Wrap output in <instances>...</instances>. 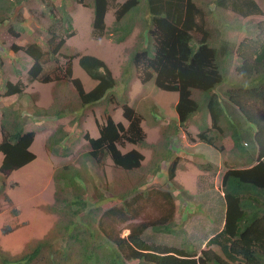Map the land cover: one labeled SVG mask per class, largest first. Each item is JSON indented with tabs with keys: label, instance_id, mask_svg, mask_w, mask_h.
<instances>
[{
	"label": "trees",
	"instance_id": "16d2710c",
	"mask_svg": "<svg viewBox=\"0 0 264 264\" xmlns=\"http://www.w3.org/2000/svg\"><path fill=\"white\" fill-rule=\"evenodd\" d=\"M25 1L0 0V25ZM72 1L85 6L89 2L93 10L91 35L94 40L109 36L115 43H124L135 29L141 28L137 44L129 50L122 66L120 77L125 85L124 92L129 90V83L135 77L141 84L153 81L157 89L177 93L175 111L178 120L175 129L171 127L173 121L162 125L161 142L150 145L155 154L145 171L146 176L141 174L139 182H133L124 193L114 194L112 199L107 200L100 194L95 204L88 203L82 194L81 184L86 182L83 173L71 165L59 164L53 171V183L55 193L66 195L59 202L63 205L61 209L69 212L67 222H56L45 240L35 243L32 251L30 248L21 256L9 258L0 252V264H36L44 253H47L48 264H264V20L256 24L255 33L232 46L224 37L218 38L217 33L214 36L205 28L204 24L212 16L199 0H125L123 3L113 1V5L109 0ZM213 4L217 9L228 10L243 18L261 13L255 0H215ZM52 6L54 4L50 3L49 13ZM110 8L114 11V19L107 28L105 19ZM59 11L58 22L66 26L62 34L51 25L46 30L48 38L42 44L31 42L11 46L13 52L21 51L30 61L26 68L27 81L70 83L76 94V111L82 112L99 104L119 105L127 126L115 122L105 110L102 114L105 123L98 126V137L88 134L84 137L88 149L84 158L87 164L100 170L105 168L107 160L114 168L127 173L143 169V154L136 149L122 152L119 148L125 144L148 147L141 127L142 117L128 105L126 94L120 98L114 94L118 83L107 64L92 55L78 53L67 57L65 66H59L62 48L75 36L65 3L60 5ZM16 17L23 19L21 12H17ZM52 17L50 14L53 23L55 18ZM20 22L9 28V34L14 38L23 32ZM72 58L78 59L79 67L96 83L90 91L86 92L81 81L73 77ZM233 59L238 62L235 72L247 82L228 83ZM48 64L55 67L47 70ZM223 86H229L224 93ZM3 87L0 97L24 93L21 81L6 82ZM109 97L113 101L110 102ZM154 112L156 107L152 108ZM60 113L48 115L46 110L34 108L32 115L61 117ZM32 115L24 116L12 106H0V154L3 156L0 174L9 175L36 159L29 150L35 132L26 130ZM198 115L197 141L219 152L226 169L220 185L225 206L222 230L199 254L188 241L181 243L179 248L148 244L142 237L146 230L144 224L133 226L126 236L115 233L105 220L115 218L125 223L133 218V204L140 198L137 189L155 176L163 163L169 164V186L174 184L178 160L171 159L173 149L169 138L178 135L180 130L185 131L192 118ZM247 124L254 128L251 152L245 150L243 143L246 142L239 136V131ZM66 131L60 128L45 141L44 150L49 157L59 158L61 151V155L67 156V148L63 146L68 136ZM187 133L189 140L192 139ZM215 167L212 163L198 165L205 172H214ZM178 186L181 188V184ZM68 190L72 195L67 193ZM172 190L176 196L181 191L178 188ZM172 193L165 190L161 194L171 206ZM141 195H148L147 190ZM93 209L103 210L99 219L94 216ZM172 214L173 209L151 224L153 230L171 233Z\"/></svg>",
	"mask_w": 264,
	"mask_h": 264
},
{
	"label": "rangeland",
	"instance_id": "374dc122",
	"mask_svg": "<svg viewBox=\"0 0 264 264\" xmlns=\"http://www.w3.org/2000/svg\"><path fill=\"white\" fill-rule=\"evenodd\" d=\"M90 1L92 2V0ZM109 1L112 5L113 1L123 2V0ZM199 1H202V5L209 9L212 16L210 21L204 24L205 28L214 36L217 33L218 38L224 37L232 46H236L243 38L255 33L256 24L264 20V0H255L261 13L246 18L236 16L228 10L217 9L213 4L215 0ZM50 3L54 4L51 13H49ZM63 3H65L66 9L72 18L75 36L68 39L62 48L59 66H65L66 58L78 53L92 55L103 60L118 83L113 91L114 94L117 98L126 94L128 105L144 119L142 127L146 134L147 143L152 145L160 143L163 136L162 125L169 123L170 119H166L167 117L176 115L174 104L178 99L177 93L159 90L155 87L153 81L141 84L135 77L129 83L128 92H124L125 85L120 77L122 66L128 58L129 50L137 44L141 28H138L139 30L135 29L124 43H115L109 36L94 40L91 35L93 10L89 7L88 1L86 2L87 6H85L72 0H26L16 8L14 14L4 24L0 25V90H4L2 84L4 80L12 79L9 75L12 73L11 70H19L21 73L26 70V67L30 66L29 59L21 51L15 53L11 50L12 45L20 44L23 46L31 42L42 44L48 38L46 30L51 25L54 26L57 33H63L66 26L58 22L61 18L59 7ZM17 12H21L23 19L16 17ZM113 13L114 11L111 8L107 12L105 19L107 26H110L114 19ZM50 14L53 16L52 19L55 18L53 23L49 18ZM18 21H22L20 23L23 32L19 37L14 38L9 34V28L11 25L16 26ZM216 29L218 31H215ZM194 36L197 35L194 34ZM71 62L73 77L81 81L86 92L93 89L96 83L79 67L78 59L72 58ZM237 64V60L233 59L230 74L227 77L229 84L233 81L237 85L240 82H247L235 72L234 68ZM54 67L53 64H48L47 70H52ZM56 75L58 74L56 73ZM33 86L34 84L26 86V91L31 90L32 99L38 100L39 105L46 108L44 110L48 112V115L63 113H60L62 114L60 119L54 116L34 119L32 125L31 119L28 118V124L37 133L30 148L36 159L9 175L0 174V252L9 258L21 256L30 248L32 251L35 243L45 240L56 222H67L69 212L62 210L63 205L59 202L66 195H60L59 192L55 193L56 190L53 184V171L59 164L71 165L83 173L86 182L81 184L82 194L85 195L88 203L95 204L99 200L100 194L109 200L112 199L114 194L124 193L133 182H139L141 174L146 176L145 171L150 166L152 156L155 154L154 148L150 151L147 147L125 144L122 147L118 146L122 152L138 148L144 154L143 169L127 173L114 168L110 160H107L103 170L94 168L91 164H87V159L84 158V154L88 151L84 137L86 134L93 138L98 137V126L105 123L102 118L105 110L108 111V114H111L115 122H121L124 126H127L119 105L114 103L109 105L99 104L80 112L76 111V94L70 83L59 81L52 82L50 85L36 84ZM228 88L229 86H223L221 90L224 93ZM193 98L195 99L194 95ZM111 101H113V98L110 99ZM2 102H8V99L0 100V105H2ZM201 102L203 103V99ZM152 104L158 107L154 114H152ZM79 114L81 116H78ZM42 126L48 130L38 132ZM60 128H65L68 132V136L63 143L68 154L63 156L61 155L63 151H61L59 158L55 159L47 155L44 150V143L51 134H54ZM187 132L191 137L195 136V128L192 125H187L185 131L180 130L177 138L173 137L170 141L173 155L178 160L177 172L182 171V173L177 174V181L175 179L171 187L172 189L178 188L181 190L180 193L177 196L173 195V190L167 180V170L164 169L163 173L160 172L155 176H151L148 178L147 183L145 182L136 191L140 198L133 204V218L125 223H120L115 218L105 220L115 233L126 236L133 226L144 224L146 230L142 237L148 244L179 248L181 243L188 241L199 254L206 248L208 239L221 230L224 204L219 196H221L220 191H222L221 179L226 172L224 161L219 162L214 172H208V175L204 171H202L204 173H200L199 163L212 161V159L216 160L218 154L217 151L210 150L205 145L197 147L195 151L193 146L196 144L197 138H192L194 141L189 140L186 135ZM239 132L240 138L248 143L245 150L247 152L253 151L251 141L254 128L248 124L243 125ZM195 153H197V156ZM219 156L221 155L219 154ZM83 166L88 169L86 170ZM178 183L189 191L194 189L193 185L198 190L187 194L182 187L178 186ZM210 187L216 189L219 195ZM145 190H147L148 195H141ZM165 190H169L174 196L172 198L173 206L168 205V200L161 195L162 191ZM67 193L72 195L71 190H68ZM50 208L52 212L49 210ZM171 209H173V214L170 216L172 232H155L151 224L161 220L168 211L170 214ZM14 211L21 212V215L15 214ZM92 212L96 219H99L103 210L93 209ZM37 261L40 262L36 264H48L47 253H44Z\"/></svg>",
	"mask_w": 264,
	"mask_h": 264
},
{
	"label": "crops",
	"instance_id": "0c3cea01",
	"mask_svg": "<svg viewBox=\"0 0 264 264\" xmlns=\"http://www.w3.org/2000/svg\"><path fill=\"white\" fill-rule=\"evenodd\" d=\"M107 16V15H106ZM112 23H113V20H112V22H111V24H110V26L112 25ZM110 26H107V24H106V27L107 28H109ZM27 68V67H26ZM22 70V69H21ZM11 72L12 73H10L9 75L12 77V79L11 80H7V81H3V85L6 83V82H11V83H15V82H17L18 80H20V81H22L26 86H28V85H30V84H28L27 83V75H26V70L25 71H23V72H21V73H17L15 70H11ZM32 84H34V86L36 85V84H39V83H36V82H34V83H32ZM33 86V87H34ZM26 89H27V87H26ZM26 89L24 90V93L21 95V96H9V97H0V100H3L4 98L5 99H8V102H2V105H0V106H2V107H8V106H12L13 107V109H15V110H20L22 113H23V115L24 116H28V117H31V114H32V112H33V109L36 107L37 109L39 108V109H46V108H44V107H42V106H40L39 105V103H38V100H34V99H32V97H31V95H30V91L28 92V91H26ZM27 92V93H26ZM2 93H3V90H0V95H2ZM24 98H29V99H24ZM24 99V100H23ZM178 100V99H177ZM177 103V102H176ZM176 103L174 104V105H176ZM35 106V107H34ZM153 107H157L155 104H152V107H151V109L153 108ZM156 109H158V107L156 108ZM153 114V113H152ZM199 116L200 115H198V116H194L192 119V121H190L189 123H188V125H192V127H194L195 128V136L193 135L191 138H194V137H196L197 136V134H198V122H199ZM34 119H38V117H36V116H34L33 117ZM44 118H46V117H42V119H44ZM170 119L169 120V123L171 122V120H173V124H172V128L173 129H175V124H176V121L178 120V118H177V114L175 115V116H172V117H167L166 119ZM208 121V120H207ZM33 123H32V120H31V125H32ZM35 124V123H34ZM42 124V123H41ZM208 124H209V121H208ZM31 125L30 124H28L27 125V127H26V130L27 131H34V129L31 127ZM61 125H64V124H61ZM59 126V125H58ZM61 127V126H60ZM37 128H38V126H37ZM63 129H65V128H63ZM46 130H48L47 128H45L44 126H42L39 130H38V132H41V131H46ZM66 130V129H65ZM35 132V131H34ZM180 134V133H179ZM177 136L178 135H173V136H170V140L169 141H171V138H173V137H176L177 138ZM197 138V137H196ZM195 139V138H194ZM0 140H1V134H0ZM193 140V139H192ZM194 141V140H193ZM196 141H197V139H196ZM34 142V141H33ZM148 144V147L147 148H149V150L150 151H152V147L150 146V145H152V144H149V143H147ZM172 144L170 143V147H172L171 146ZM203 144H201V143H199L198 141L196 142V144L193 146V148H194V150L195 149H197V147H201ZM31 148V147H30ZM210 150H214V149H212V148H210V147H208ZM30 150V149H29ZM196 151V150H195ZM196 154V156H197V153H195ZM217 154H218V156H216V160H213L212 159V161H208V162H200L199 164H205V163H212V165L213 166H217L218 164H219V162L222 160V157L221 156H219V153L217 152ZM213 157H215V156H213ZM212 157V158H213ZM152 158H153V156H152ZM2 159H3V156H2V154H1V158H0V165H1V163H2ZM171 159H175V156L172 154V158ZM177 159V158H176ZM163 165V167H161V170L158 172V173H160V172H164V169L165 170H167V168H168V165L169 164H162ZM205 172V171H204ZM204 172H200V173H204ZM157 173V174H158ZM178 173H182V171H178V172H176V177H175V179H176V181H177V174ZM156 174V175H157ZM207 175L209 174L208 172L206 173ZM211 186V185H210ZM182 188H183V191H185L187 194H190L191 192H193V191H197L198 190V188L195 186V185H193V190L192 191H189V190H187L186 188H184L183 186H181ZM211 188V187H210ZM211 190H213V191H215L216 193H217V195H219L218 194V191L216 190V189H214V188H211ZM221 192V191H220ZM220 195L222 196V193H220ZM220 197V196H219ZM14 213L15 214H18L19 216L21 215V212H17V211H14Z\"/></svg>",
	"mask_w": 264,
	"mask_h": 264
},
{
	"label": "clouds",
	"instance_id": "9594fccd",
	"mask_svg": "<svg viewBox=\"0 0 264 264\" xmlns=\"http://www.w3.org/2000/svg\"><path fill=\"white\" fill-rule=\"evenodd\" d=\"M125 0H123V2H124ZM123 2H119V3H123ZM257 3V2H256ZM72 70H73V68H72ZM19 73H20V71H19ZM27 75V74H26ZM18 81H20V80H18ZM9 82V81H8ZM22 82V81H21ZM16 83V82H15ZM23 83V82H22ZM27 83L28 84H32V83H30V82H28L27 81ZM37 83V82H36ZM40 84V83H39ZM51 83H48V84H41V85H50ZM23 85H24V90L26 89V85L23 83ZM4 86V85H3ZM3 92H4V90H3ZM217 92H218V90H217ZM219 93H220V90H219ZM221 94V93H220ZM7 97H9V96H7ZM178 101V100H177ZM177 104V103H176ZM177 114V113H176ZM32 115V114H31ZM35 115H32V121H34V117ZM61 117H62V115H61ZM61 117H56V118H61ZM142 117V116H141ZM42 118V117H41ZM40 118V119H41ZM47 118V117H46ZM144 121V119L142 118V122ZM142 122H141V127H142ZM175 126V125H174ZM142 129H143V127H142ZM35 131V138H36V135H37V133H36V130H34ZM197 137V136H196ZM35 138H34V141H35ZM191 140V139H190ZM147 142V141H146ZM246 142V141H245ZM33 144V143H32ZM243 145L245 146V148L248 146V143L246 142V143H243ZM136 150H138V148H136ZM139 151V150H138ZM31 152V151H30ZM140 152V151H139ZM141 153V152H140ZM219 153V152H218ZM142 154V153H141ZM220 154V153H219ZM144 155V154H143ZM145 157V156H144ZM28 165V164H27ZM23 168V167H22ZM21 169V168H20ZM222 180V179H221ZM54 184V183H53ZM183 192V191H182ZM185 193V192H184ZM221 193H222V196H220L221 197V201L223 202V204H224V201H223V192L221 191ZM224 214H225V206H224V212H223V222H222V228H223V225H224ZM222 228H221V230H222ZM220 230V231H221ZM218 233V232H217ZM216 233V234H217ZM213 237V236H212ZM211 237V238H212ZM210 238V239H211ZM210 239H208V241L210 240Z\"/></svg>",
	"mask_w": 264,
	"mask_h": 264
}]
</instances>
